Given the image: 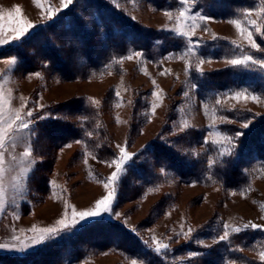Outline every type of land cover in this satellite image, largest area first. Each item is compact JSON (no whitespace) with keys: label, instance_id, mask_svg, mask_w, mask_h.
<instances>
[{"label":"rangeland","instance_id":"rangeland-1","mask_svg":"<svg viewBox=\"0 0 264 264\" xmlns=\"http://www.w3.org/2000/svg\"><path fill=\"white\" fill-rule=\"evenodd\" d=\"M98 1L0 0L6 28L17 26V7L33 25L0 44L3 114H33L24 142L5 149L0 233L32 237L93 207L110 190L104 184L123 147L132 158L117 185L120 215L41 245L22 240V252L11 253L17 259L0 247V264H264V158L243 153L228 168L240 130L264 118V68L229 63L264 61V0ZM100 5L115 17L100 15ZM116 17L131 25L118 47ZM240 92L249 98H235ZM29 144L32 156L21 162ZM249 222L259 227L245 228ZM224 225L229 238L220 241ZM160 245L167 248L157 252Z\"/></svg>","mask_w":264,"mask_h":264},{"label":"snow or ice","instance_id":"snow-or-ice-1","mask_svg":"<svg viewBox=\"0 0 264 264\" xmlns=\"http://www.w3.org/2000/svg\"><path fill=\"white\" fill-rule=\"evenodd\" d=\"M188 0H181L182 4H187ZM62 3H64L65 6L72 3V0H62ZM17 19L15 21L16 27L14 29L12 28H6L4 24L2 23L3 17H0V35H3L4 33L8 31H13L15 34L14 36H9L8 39H0V44H7L10 43L13 40L19 41L22 37H25L29 30L33 27L31 23L26 22L25 20L20 18V8L17 7L15 9ZM49 17H51L54 13L52 11H49ZM180 17H185V11H181L179 13ZM171 18V17H169ZM11 20V17H9ZM201 19H204L201 17ZM235 24L238 30H241V26L236 21H231ZM255 23V22H253ZM191 27V26H190ZM257 32H260V29H256ZM181 35H188V32H180ZM246 39L249 41L251 47L253 49L258 48L257 43L255 40H253L252 32H247ZM189 44L191 45V41H189ZM191 51V48L189 49ZM128 59H131V57H127ZM203 61H201L202 63ZM259 64L261 68H264V61H260L257 59H254L251 55H244L242 58H235L229 60V63L231 65H245L248 64ZM9 71L11 70V66L15 64V59L10 60L9 62ZM153 96H158L156 92L152 93ZM187 95V94H186ZM243 96L245 99L249 98L248 94L244 92L236 93L235 98H240ZM252 100L258 99L256 96L250 97ZM4 103V97L0 95V180L3 178L4 173V163H5V149L12 147L14 148L18 142H24L25 137L23 136V131L26 129H30L32 126V112L29 110L27 111L26 115L22 117L20 115L19 111L14 112L12 115H9L7 117L4 116L2 111V105ZM217 104L220 103L219 100L216 101ZM44 117H41L43 119ZM244 127H248V124H244ZM32 135H35V130L32 129ZM239 135V133L237 134ZM32 146L31 144L28 145V147L25 149V151L21 154L19 157V160L21 162H24L26 158L32 156ZM121 156L119 160H114L113 163L115 164L116 171L112 172L111 176L107 179V182L104 184V187L106 189H110L108 193L101 199L96 200L93 207H90L83 211H76L75 209L71 212V219H61L57 221L58 227H51V228H43V229H33V231L36 233L32 237H30V246L32 245H41L45 243L46 241L53 240L57 236H59L62 232H66L69 230H74L78 226L86 225L89 221L91 222H98V220H103L104 214L111 213L114 215L119 216V213L113 212V207L116 201L117 197V185L119 182V179L121 177V174L124 171L125 165L131 160V154H129L125 148H120ZM13 159L16 158L13 156ZM23 171L27 173L30 171L29 168H24ZM4 194L3 184L0 183V202H2ZM0 207H2V204H0ZM245 228L252 227L257 228L258 225L249 222V224L244 225ZM229 226L224 225V234L219 237L220 241H224L229 238ZM233 232H239L241 231L240 228H235L232 230ZM189 232H191V229H189ZM187 235V234H185ZM216 242V241H214ZM0 247H4V245H0ZM167 245H160L156 251L159 252L162 249H166ZM195 255V253H193ZM261 259L264 260V252L260 253ZM135 264V262H134Z\"/></svg>","mask_w":264,"mask_h":264},{"label":"trees","instance_id":"trees-1","mask_svg":"<svg viewBox=\"0 0 264 264\" xmlns=\"http://www.w3.org/2000/svg\"><path fill=\"white\" fill-rule=\"evenodd\" d=\"M150 1L153 2L152 0H150ZM94 2L97 5L96 7H98V5L101 4L98 0H94ZM154 2H156V1H154ZM163 3H164V0H159L158 1L159 6L162 5ZM108 9L110 10V8H108ZM108 9H106V8L102 7V5H100L99 9H98V12H99L100 15H104L106 17V15H107L106 11ZM107 12L111 16H114V14H115V12H109V11H107ZM118 19L119 18L116 17V21H114V24H111V26H112L111 30L112 31L110 33H111L112 36L109 33V35L112 38L111 41H114L116 39L118 40L117 44L116 45L114 44L115 47H118V45L123 43L122 41L124 39H127L128 34H124L123 32L125 30L128 31V30L131 29V25H128V24H126V23H124L122 21L120 22ZM88 47L90 48L89 49L90 51H93V52H90V53L92 54V56H94L95 54H94L93 46L89 45ZM229 71H230L231 75H234L233 73L235 71H233V69H232V71L231 70H229ZM237 73H235V74H237ZM220 75L221 74H217V76H220ZM211 78H215V77L212 76ZM211 81H212V83L210 84L211 87L212 88H217V84H216L217 82L214 79H211ZM240 131H241L242 135H240V137H238L236 139V143H237L236 145H238L236 148H238V151H237V153L235 155H233V157H236V158H233L232 161L228 163V165L230 166L228 168L232 169V171H235L239 167V164H240V162L242 160L241 157L243 156V153H247V155H249L251 153V155H254V156L259 157L261 159L264 158V118L259 119V120H255L250 125V127H248V129H243V130H240ZM168 153L172 154L174 156V158L177 155L175 153H172L170 150H169ZM238 153H240V154L242 153V155L240 156V154H239L237 156ZM239 156H240V158H239ZM175 159H176V162H175L176 166L181 165L183 163V160H181V159L178 160L177 156H176ZM229 172H231V170ZM13 258L17 259L15 256H9V259H13ZM20 260H24V257H22V259L20 258Z\"/></svg>","mask_w":264,"mask_h":264},{"label":"crops","instance_id":"crops-1","mask_svg":"<svg viewBox=\"0 0 264 264\" xmlns=\"http://www.w3.org/2000/svg\"><path fill=\"white\" fill-rule=\"evenodd\" d=\"M16 210V212H15ZM12 211H14V215L13 217V220L11 221V218H10V221L12 222L13 225H15V219L14 217L17 216V212L19 211L18 208L17 209H12ZM5 222V221H4ZM10 224L8 222H5V223H2V226L5 228L7 226H9ZM1 237H0V240H1V245H4V247H2V253H7V254H11V253H18L19 254L22 252L21 251V248H22V240H27L30 238V235H25V234H21L20 232H15L14 230L12 231V233L8 230H3L2 233H0ZM11 256H14V254H11Z\"/></svg>","mask_w":264,"mask_h":264}]
</instances>
